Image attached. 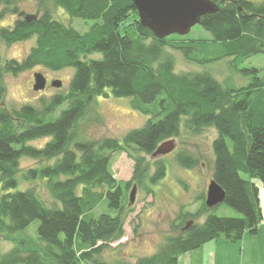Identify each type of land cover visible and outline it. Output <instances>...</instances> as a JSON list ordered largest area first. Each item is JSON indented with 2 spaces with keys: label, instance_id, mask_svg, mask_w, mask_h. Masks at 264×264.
Instances as JSON below:
<instances>
[{
  "label": "trees",
  "instance_id": "16d2710c",
  "mask_svg": "<svg viewBox=\"0 0 264 264\" xmlns=\"http://www.w3.org/2000/svg\"><path fill=\"white\" fill-rule=\"evenodd\" d=\"M219 8L201 16L199 25L209 39L171 34L156 38L141 26L131 0H35V17L19 16L21 0H0V20L15 16L0 26V41L6 45L34 39L19 61L0 55V232L9 236L38 220V238L43 248H13L0 254V264H178L179 257L219 238L234 242L245 233L255 234L264 219L259 186L264 185V79L257 68L241 72L251 82L226 87L206 70H175V57L204 65L232 56L242 61L264 54V2L212 0ZM50 3V4H48ZM70 17L92 19L85 33L52 16L51 7ZM25 12V11H24ZM26 13V12H25ZM27 14V13H26ZM92 53L101 57L88 58ZM41 65L56 71L74 69L68 94L55 95L39 106L2 104L5 74L16 75ZM129 97L134 109L154 104L157 119L149 118L129 130L121 140L79 139L75 123L97 96ZM67 102L58 115L55 109ZM181 124L193 132L213 127L212 174L224 190V203L238 212L225 217L212 213L202 198L204 221L183 213L168 235L150 254L133 263H107L96 258L100 250L123 234V214L129 182L116 180L109 168L110 153L127 151L134 162L133 179L142 182L148 172L146 155H152L165 139L177 137ZM48 138L41 147L30 142ZM53 160L40 168L19 174V159ZM185 169L198 164L185 151L176 153ZM165 173L164 161L155 163L149 176L155 183ZM246 174L247 177H244ZM43 182L48 199L34 186L18 189L21 180ZM80 187V190H78ZM10 189H14L11 191ZM106 201L115 214L92 211ZM192 220V224L181 229Z\"/></svg>",
  "mask_w": 264,
  "mask_h": 264
},
{
  "label": "rangeland",
  "instance_id": "374dc122",
  "mask_svg": "<svg viewBox=\"0 0 264 264\" xmlns=\"http://www.w3.org/2000/svg\"><path fill=\"white\" fill-rule=\"evenodd\" d=\"M252 2H264V0H249ZM50 4V3H48ZM51 7V6H50ZM19 8L27 14L36 13L35 0H21ZM52 16L64 23L71 25L80 33L87 32L94 23L92 19H82L70 17L63 9L51 7ZM15 16H7L0 20V26L10 25ZM191 38L209 39L210 34L195 24L187 34ZM34 39L14 42L6 45L0 41V55L3 60L15 59L21 60L33 45ZM175 57V70H206L215 76L226 87H241L251 82V76L241 72L244 68H257L258 76L264 79V54H255L242 61H235L232 56L224 57L215 61L207 62L204 65H198L195 62L186 61L182 54L167 48ZM88 58L101 57L100 53H92ZM42 72L48 81L60 80V87H53L49 84L47 88L40 91H34L32 88L34 82V73ZM74 69L71 67L60 70H50L41 65L26 69L22 72L12 75L5 74L3 77L4 94L2 104L10 109L11 107H20L24 104L39 106L42 102H47L53 96L68 94V86L73 75ZM132 99L129 97H115L110 93L108 96H97L91 101L83 115L75 123V134L79 139L100 140L105 137L118 138L119 140L131 129L141 127L149 118L157 119L154 104H141L147 111L137 110L132 107ZM67 102L59 105L53 112V116L58 115L60 110L65 108ZM217 133L213 127L201 129L199 133L186 129L181 124L179 135L163 140H173L174 148L171 152L164 155H146L145 162L148 166V173L142 179V182L134 180L133 168L134 162L127 151H114L110 153L109 168L113 177L122 182H129L126 189L124 217V234L117 240L111 242L108 246L102 248L96 258L114 263L119 260L127 263H133L137 257L154 252L157 246L173 232L172 225L178 221L177 218L183 213L195 214L197 218L194 221L203 222L205 214L200 213L202 209V198L205 197L207 185L211 180L213 152L212 140ZM48 138H38L30 142L31 145L41 147ZM185 151L193 157H197L198 164L190 169L183 168L176 159V153ZM164 161L165 173L155 183L150 181L149 176L154 172L155 163ZM53 160H37L29 157L19 159V174L32 168H40L46 164H51ZM247 177L246 174H243ZM260 187V198L264 209V185L255 179ZM136 186L135 197L132 203H129V193L132 186ZM34 186L37 193L45 199L48 194L45 191L43 182L21 180L18 189ZM13 191L14 189H10ZM80 190V187H78ZM4 192L2 182L0 181V194ZM106 212L115 214L106 204L101 201L92 211V215L97 217L100 213ZM212 213L217 216L234 217L238 212L224 202L215 206ZM39 221L34 220L23 230L17 231L8 237L0 232V254L19 246L22 248L42 249L43 242L38 238ZM264 222L261 223L263 225ZM222 240V239H221ZM208 242H215L210 240ZM230 246L233 243H228ZM239 253V252H238ZM247 258V255L244 257ZM47 264H53L48 261ZM79 264V263H78ZM80 264H91L83 262Z\"/></svg>",
  "mask_w": 264,
  "mask_h": 264
},
{
  "label": "water",
  "instance_id": "95a60500",
  "mask_svg": "<svg viewBox=\"0 0 264 264\" xmlns=\"http://www.w3.org/2000/svg\"><path fill=\"white\" fill-rule=\"evenodd\" d=\"M138 15L141 26L149 29L156 38H164L171 34L186 35L195 24H199L201 16L214 13L219 6L212 0H131ZM25 14V19L35 17L33 14L19 12V16ZM32 88L40 91L45 88L46 78L42 72H35ZM50 85L60 87V80H52ZM174 148L173 140L161 142L152 155H164ZM136 186L133 185L129 193V203L134 201ZM224 190L211 178L205 194V205L208 208L224 202ZM192 224L189 220L181 229H186Z\"/></svg>",
  "mask_w": 264,
  "mask_h": 264
},
{
  "label": "crops",
  "instance_id": "0c3cea01",
  "mask_svg": "<svg viewBox=\"0 0 264 264\" xmlns=\"http://www.w3.org/2000/svg\"><path fill=\"white\" fill-rule=\"evenodd\" d=\"M260 192L259 187V198ZM260 206L264 213L261 198ZM261 223L255 234L245 233L237 241L219 238L212 243L206 242L199 248L182 254L178 264H264V224ZM228 243H233L234 246Z\"/></svg>",
  "mask_w": 264,
  "mask_h": 264
},
{
  "label": "flooded vegetation",
  "instance_id": "af4514ba",
  "mask_svg": "<svg viewBox=\"0 0 264 264\" xmlns=\"http://www.w3.org/2000/svg\"><path fill=\"white\" fill-rule=\"evenodd\" d=\"M50 82H51V81H48V80L46 79V85H45V88H47V87L49 86Z\"/></svg>",
  "mask_w": 264,
  "mask_h": 264
}]
</instances>
